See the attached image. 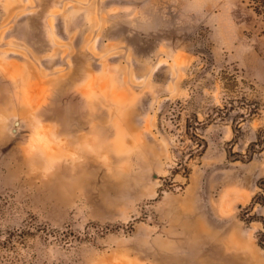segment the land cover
<instances>
[{
    "label": "rangeland",
    "instance_id": "1",
    "mask_svg": "<svg viewBox=\"0 0 264 264\" xmlns=\"http://www.w3.org/2000/svg\"><path fill=\"white\" fill-rule=\"evenodd\" d=\"M0 264H264L244 0H0Z\"/></svg>",
    "mask_w": 264,
    "mask_h": 264
},
{
    "label": "trees",
    "instance_id": "2",
    "mask_svg": "<svg viewBox=\"0 0 264 264\" xmlns=\"http://www.w3.org/2000/svg\"><path fill=\"white\" fill-rule=\"evenodd\" d=\"M252 12L261 19L264 24V0H244Z\"/></svg>",
    "mask_w": 264,
    "mask_h": 264
},
{
    "label": "bare ground",
    "instance_id": "3",
    "mask_svg": "<svg viewBox=\"0 0 264 264\" xmlns=\"http://www.w3.org/2000/svg\"><path fill=\"white\" fill-rule=\"evenodd\" d=\"M15 125H17V124L15 123Z\"/></svg>",
    "mask_w": 264,
    "mask_h": 264
},
{
    "label": "water",
    "instance_id": "4",
    "mask_svg": "<svg viewBox=\"0 0 264 264\" xmlns=\"http://www.w3.org/2000/svg\"><path fill=\"white\" fill-rule=\"evenodd\" d=\"M156 178V176H154Z\"/></svg>",
    "mask_w": 264,
    "mask_h": 264
},
{
    "label": "crops",
    "instance_id": "5",
    "mask_svg": "<svg viewBox=\"0 0 264 264\" xmlns=\"http://www.w3.org/2000/svg\"><path fill=\"white\" fill-rule=\"evenodd\" d=\"M7 40H9V39H7Z\"/></svg>",
    "mask_w": 264,
    "mask_h": 264
}]
</instances>
